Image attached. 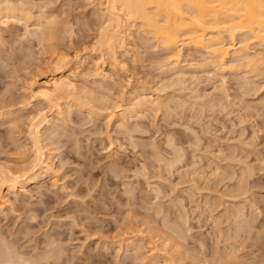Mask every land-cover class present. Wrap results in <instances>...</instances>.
Listing matches in <instances>:
<instances>
[{
    "label": "rangeland",
    "instance_id": "1",
    "mask_svg": "<svg viewBox=\"0 0 264 264\" xmlns=\"http://www.w3.org/2000/svg\"><path fill=\"white\" fill-rule=\"evenodd\" d=\"M101 2L0 0V175L31 176L30 122L44 112L54 153V172L43 163L23 191L0 177V264L11 249L25 260L14 264H264V46L250 42L257 68L229 59L220 71L186 42L177 63L133 26L111 55ZM60 63L85 102L62 99L63 120L32 87ZM141 97L161 104L123 120Z\"/></svg>",
    "mask_w": 264,
    "mask_h": 264
},
{
    "label": "bare ground",
    "instance_id": "2",
    "mask_svg": "<svg viewBox=\"0 0 264 264\" xmlns=\"http://www.w3.org/2000/svg\"><path fill=\"white\" fill-rule=\"evenodd\" d=\"M101 1L104 2V5H105L104 11H105L106 19H105L104 24L101 26V30H100V33L98 36L99 37V39H98L99 45L98 46L101 48L102 51L107 52L111 55L112 54L114 55L116 53L117 49L122 50L125 47V36H126L125 34L128 33L130 28L133 29L134 28L133 26H137V27L139 26L140 31L141 30L143 31L142 34L143 33L147 34V35L151 34L150 36L154 37L155 40H157V42L163 46L162 48H164L168 51H172V52L176 51L173 53L174 54L173 57H175V61L177 63L180 62V60H179L180 54L178 53V51L181 50L180 46L184 42H186L189 46L191 45V46H194L195 48H201V49H204L205 51H207L208 55L210 56V59L212 60V63H213L212 66H214V64H216L217 66H219V69L221 67L223 68L226 65L227 60H229V59H232V63L230 66L234 65L235 67H240V68L242 66H246V65H248V66L251 65V66H254L253 68H255L256 65H254V63L257 62L255 64H258V59H256V61L254 59V58H256L255 57L256 55L258 57H260L259 62L261 60L264 61V56H262L264 53L263 54L261 53L260 56L258 54H256L253 57L251 52H250L251 51V48H250L251 47L250 46L251 41H252L251 43L254 45L259 43V45L264 46V0H101ZM6 4L7 5L5 6V8H6L5 10H7V11L11 10L12 14H13V9H14V12H15V10H17L16 8L12 9L9 6L10 3L9 4L6 3ZM100 10H102V9H100ZM102 12H103V10H102ZM12 14H10V15H12ZM8 15L9 14H7V16ZM53 20L54 19L50 18V22L52 21L54 23ZM41 22H43V21H41ZM50 22L49 21H47V23L45 22L44 26H46V24L48 26V23H50ZM52 22H51V24H52V26H54V24ZM51 24H49V25L51 26ZM38 27H41L40 29H42V27H43L42 23H41V26H38ZM49 28H51V27H49ZM55 28L53 27L54 30H55ZM47 33H49L48 30H47ZM41 35H43V34L41 33ZM237 35H241L238 46L235 44ZM150 36H148V37H150ZM43 39L44 38H42V40ZM43 41H45V39ZM254 41H255V43H253ZM107 53H105V54H107ZM262 63H264V62H262ZM262 63L259 65L263 66ZM95 64H96L95 66H97L96 67V74H97V76L100 75V77H101V71H100L101 67L99 65V62H97ZM57 65H58V63H57ZM57 65L55 68H53L51 70V72L49 71L47 74L44 73V75L39 77V79L33 81V86H32L33 87V97H35L37 100H44V101H47V103L49 102V104H52L53 107L55 108L56 117L62 118V120H63V118L66 116V114H65L66 112H65V109L62 107V104H61L62 99H67L69 102H71L70 104L79 105V106H84L85 102L83 103V101H81L82 99L80 100L79 97L76 98L75 96H73L74 94H72V91H73L72 89H75V88H73V86L75 84L73 85L72 83H74V82L71 83V82H69V80L67 81V78H66L67 70H66V68L64 66H60L61 63L59 64V66H57ZM175 66H176V63H175ZM230 66H228V67L230 68ZM234 66H233V68H234ZM248 66H246V67H248ZM223 69H225V68H223ZM235 70H237V68ZM256 70L258 71V69H256ZM220 71H221V69H220ZM157 98H158L157 99L158 101H160L162 99L161 96H159ZM156 102L154 105H156ZM153 103H154V101L153 102L149 101V100H147V98L146 99H143V97H141L140 99L138 98L137 101L131 102V104L127 108V110H125L123 113H121L122 118H124L123 120L127 121L128 119H126V118L133 117V116L135 118V115H136V114H134V112L136 111L135 109H137L139 107L145 108V106L146 107L154 106V105H152ZM159 103H158V105L161 104V103L160 104ZM178 105H179V103H178ZM157 106H156V109L161 107V106H159L157 108ZM151 108H153V107H151ZM170 110H171V108H170ZM40 113L41 112H39V115H40ZM44 113H42L40 115V117L37 116L34 120L31 117V120H33L32 123L30 122V124H32V128H31V126H29L31 128L29 134H31L30 135L31 138L33 136V138L31 140H32V142L34 141L33 144L35 146V155L33 157L34 158V162H33L34 164L32 165V168L30 170L31 176L26 177V180H25L24 176H28L27 171L23 172L24 174H22V173L18 174L17 172L16 173H14V171L12 172V170L3 171L2 175H0V177L3 176L1 184L6 185V187H7L6 189L9 192L15 193L18 191H23L24 190V188H23L24 184H26L30 181L37 180V178L39 177L37 175L38 171L40 169H42L41 167L44 165L43 163H47L46 166H47L48 170H50V172L51 171L54 172V153L50 152L49 155H47V153H46L47 151H45L46 145L44 146L45 143L42 145V140H43L42 139V125H44L45 123H49L48 116H47V114H44ZM121 115H120V117H121ZM141 115H143V114H141ZM137 116L140 117V114H138ZM117 118H119V117H117ZM110 119H113V118H110ZM118 124H120V123H118ZM133 128H135V127H133ZM124 129H126V128H124ZM140 130H141V128H140ZM46 136H48V135H46ZM171 138H172V136H171ZM167 139H168V137H167ZM51 141H52V139H51ZM168 144H169V140H168ZM173 144L174 143H172L171 145H173ZM174 145H173V147H174ZM174 150H175V148H174ZM180 150H179V152H182ZM53 152H54V150H53ZM176 153L178 154V150H176ZM165 159H167V158H165ZM178 160H180L179 155L176 156V158L174 159V162L172 160V162H169L168 165L171 166V165H173V163H175ZM0 168L2 169L3 167H0ZM23 179L25 181H23ZM156 194H157V192H156ZM4 199L2 200L3 202H4ZM53 244H54V248H55V243H53ZM58 248H59V252L58 253L56 252L58 254L57 255L58 258H56V260L61 259V257L64 254L62 246L58 245ZM7 252L9 254V257L4 260V262H7L6 264H8L9 261H11L10 264H12V263L14 264L13 260L16 257H18L19 260L21 259L19 256H17L19 253L16 251V249L14 251H13V249H11ZM14 252H16V254ZM12 253H14V255H12ZM21 255L24 256L25 254L24 255L21 254ZM45 256H46V254H45ZM22 259H21V261H22ZM24 259H26V258H24ZM24 261H22V262H24ZM18 262H20V261H18ZM26 263H29V262H26Z\"/></svg>",
    "mask_w": 264,
    "mask_h": 264
}]
</instances>
